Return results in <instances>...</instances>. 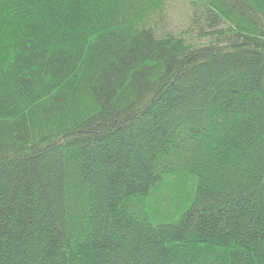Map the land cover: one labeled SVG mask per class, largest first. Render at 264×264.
Listing matches in <instances>:
<instances>
[{
	"label": "trees",
	"instance_id": "1",
	"mask_svg": "<svg viewBox=\"0 0 264 264\" xmlns=\"http://www.w3.org/2000/svg\"><path fill=\"white\" fill-rule=\"evenodd\" d=\"M169 1L0 0V264H264V0Z\"/></svg>",
	"mask_w": 264,
	"mask_h": 264
},
{
	"label": "rangeland",
	"instance_id": "2",
	"mask_svg": "<svg viewBox=\"0 0 264 264\" xmlns=\"http://www.w3.org/2000/svg\"><path fill=\"white\" fill-rule=\"evenodd\" d=\"M165 12L164 27L177 34L183 33L190 26L191 8L184 0H170ZM209 38H205L201 43H206Z\"/></svg>",
	"mask_w": 264,
	"mask_h": 264
}]
</instances>
